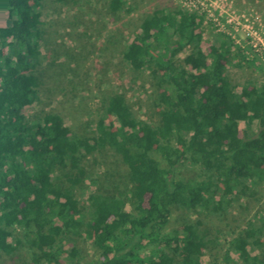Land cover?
<instances>
[{
	"label": "trees",
	"instance_id": "16d2710c",
	"mask_svg": "<svg viewBox=\"0 0 264 264\" xmlns=\"http://www.w3.org/2000/svg\"><path fill=\"white\" fill-rule=\"evenodd\" d=\"M43 1L0 0V255L15 257L24 247L31 264H203L213 243L208 229L187 222L167 231L172 213L208 206L219 213L224 202L216 195L264 183V83L237 91L225 74L227 51L206 54L200 45L201 18L156 10L124 53L134 69H150L162 90L156 125L138 119L122 94L106 101L92 136H74L56 113L29 122L26 110L39 97ZM124 5L112 0L110 9ZM188 46L182 65L176 57ZM100 151L121 158L130 189L91 194L85 222L73 190L54 177L71 169L68 182L79 185L83 158ZM187 159L201 166L200 176L183 175ZM17 229L23 241L13 237ZM86 239L97 259L80 254ZM229 243L226 264H264V223L249 224Z\"/></svg>",
	"mask_w": 264,
	"mask_h": 264
},
{
	"label": "rangeland",
	"instance_id": "374dc122",
	"mask_svg": "<svg viewBox=\"0 0 264 264\" xmlns=\"http://www.w3.org/2000/svg\"><path fill=\"white\" fill-rule=\"evenodd\" d=\"M111 1L42 2V54L34 72L40 80L39 97L27 108V121L36 122L48 113H56L74 136H92L106 101L122 94L138 119L156 125L162 90L155 86L150 69L136 70L124 58L142 21L156 10L197 14L202 19L196 31L202 36V49L206 54L218 53L221 48L227 51L225 74L237 91L264 83V0H199L195 7L183 0H124L119 12L111 11ZM9 20L4 13L2 24L7 26ZM192 50L191 46L186 47L176 61L185 65ZM82 166L86 176L79 185L68 182L75 173L71 169L58 172L54 178L73 190L88 222V197L95 192L128 191L130 171L112 151L85 156ZM182 173L188 178L196 177L203 169L187 159ZM245 185L250 188L246 193L238 187L232 195H216V201L224 202L219 213L212 206L193 212L174 210L167 231L181 229L187 222H200L213 240L205 251L203 264H226L229 242L249 224L259 227L264 223V183L246 181ZM13 237L23 241L25 231L14 230ZM78 249L88 261L99 257L89 239L79 240ZM231 255L238 258L236 251H231ZM0 264H31V258L22 247L15 257L1 254Z\"/></svg>",
	"mask_w": 264,
	"mask_h": 264
},
{
	"label": "built area",
	"instance_id": "2783aa9c",
	"mask_svg": "<svg viewBox=\"0 0 264 264\" xmlns=\"http://www.w3.org/2000/svg\"><path fill=\"white\" fill-rule=\"evenodd\" d=\"M186 4V1H190V4H192L194 7L198 5V3H200L199 0H183ZM187 7H189V4L187 5Z\"/></svg>",
	"mask_w": 264,
	"mask_h": 264
}]
</instances>
